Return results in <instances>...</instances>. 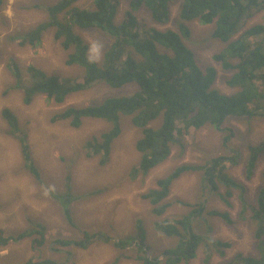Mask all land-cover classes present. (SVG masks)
<instances>
[{
  "label": "rangeland",
  "instance_id": "obj_1",
  "mask_svg": "<svg viewBox=\"0 0 264 264\" xmlns=\"http://www.w3.org/2000/svg\"><path fill=\"white\" fill-rule=\"evenodd\" d=\"M59 1L4 0L0 11V229L12 235L30 228L31 220L47 227V242L43 249L35 248L32 239L11 243L7 247H0V264H25L30 259L37 262L52 259L57 264H141L133 247L119 249L114 246L120 240H127L136 234L139 220L146 227L147 244L153 247L149 256L160 255L175 245L177 239L166 237L154 229L153 224L161 218L152 211L150 201L144 199L143 194L156 188L159 179L168 176L181 165L204 166L212 158L235 157L237 163L233 165L227 161L226 170L246 186L248 200L255 202L264 185V152L254 177L249 181L246 177V164L250 147L264 143V116L252 120L230 116L219 129L212 125L200 129L182 128V134H178L173 146L172 156L143 175L134 171L141 158L136 144L143 134L141 129L133 125L131 117H122V133L114 142L111 157L106 164H102L101 156L88 155L86 143L109 130L110 124L104 120L86 118L80 127H75L69 119H63V112L69 107L82 108L100 104L111 96L131 95L137 91L136 85L115 90L102 83L94 84L71 94L63 104H57L46 95L36 96L31 104L24 102V91L16 87V78L10 69L12 59L25 73L26 81H29L26 70L30 66L73 82L82 79L83 69L66 64L69 51L55 39L53 31L48 32L36 46L22 44L23 38H18L21 30L46 21L48 15L45 10ZM182 1L177 0L172 4L171 22L167 25L155 23L145 9L138 16L148 28L178 31ZM94 2L80 0L75 5L92 10ZM129 3L130 0H120L118 21L123 19ZM256 25H264V11H254L237 36L240 37ZM189 26L192 40L186 41L187 46L194 49L203 65H212L220 73L216 82L220 92H233L226 84L232 75L225 73L222 65L214 60V56L224 46L213 37L214 26L203 25L199 21H193ZM76 33L90 47L93 43L98 45L100 54L96 61L100 63L113 40L99 29L76 28ZM261 90L264 92V85ZM5 109H10L17 116L22 131L27 133V142L40 178H35L25 167L21 142L10 132L3 115ZM57 116L59 119H56ZM152 125L157 127L159 123ZM229 128L235 133L229 142L230 148H225L224 139ZM209 167L190 170L173 183L166 200L170 207L165 217L178 219L205 202L206 213L194 219V229L204 235L211 226V235L231 243V247L226 250L224 257L214 254L209 262L206 261L205 247H201L194 260L182 264H227L237 254L260 256L255 225L250 220L251 213L240 216L242 206L238 192L230 200L233 207L228 208L221 197L226 187L222 185L214 192L207 180L206 170ZM67 184L72 185L75 195L70 207L71 220L65 214L64 203L54 195L64 196ZM210 210L230 212L235 225L230 226L222 218L208 215ZM203 217H206L205 223L201 220ZM83 231L96 235L86 248L80 245L65 247L55 243L60 239L79 242L84 239Z\"/></svg>",
  "mask_w": 264,
  "mask_h": 264
},
{
  "label": "trees",
  "instance_id": "obj_2",
  "mask_svg": "<svg viewBox=\"0 0 264 264\" xmlns=\"http://www.w3.org/2000/svg\"><path fill=\"white\" fill-rule=\"evenodd\" d=\"M79 1L60 0L48 6L45 10L48 15L46 21L21 30L18 38H23L22 44L36 46L48 32L53 31L55 39L69 51L66 64L83 69L80 82L50 75L35 66L27 68L29 81H26L25 73L23 74L15 59H12L10 69L16 78V87L24 91L26 104H31L38 95H46L57 104H63L71 94L98 83L115 90L130 85L137 86V91L131 95L111 96L100 104L82 108L69 107L63 112V119H69L75 127H80L86 118L104 120L110 124L109 130L86 143L89 156H101L102 164H106L111 157L114 142L122 133V117H131L133 125L141 129L143 134L136 144L141 158L134 171L147 175L172 156L173 146L178 134H182V128L200 129L212 125L219 129L230 116L248 117L251 120L264 116V92L261 90L264 85V25L253 26L240 37L237 36L254 15V11H264V0H183L177 22L178 31L148 28L138 16L145 9L155 23L167 25L171 22L172 4L177 0H130L129 9L120 21V0H95L92 10L77 7L75 4ZM3 3L4 0H0V11ZM193 21L214 26L213 37L224 44L223 50L214 56V60L222 65L225 73L232 75L226 80V84L233 92H220L216 87L220 73L212 65H203L194 49L187 46L186 41L192 40L189 23ZM76 28L99 29L113 40L100 63L89 62L87 57L90 45L76 33ZM3 115L10 132L21 142L25 167L35 178H40L27 142V133L22 131L17 116L10 109H5ZM156 122L159 125L153 127L152 124ZM226 131L228 135L224 139L225 148L230 146L229 142L235 133L231 128ZM263 152V142L250 147L246 164L247 181L254 177ZM227 161L234 165L238 160L235 157H218L212 158L204 166L181 165L168 176L159 179L156 188L143 194V198L150 201L152 211L161 218L153 224L154 229L166 237L176 238L175 245L156 257H150L153 247L147 244V230L139 220L136 234L127 240H120L114 246L119 249L133 247L141 264L189 263L197 257L201 247L206 249L207 262L214 254L224 257L231 243L215 239L211 235V226L204 235L193 227L194 219L206 213L205 202L198 209L178 219L165 217L170 207L166 200L173 183L190 170H203L205 166H210L206 170L207 180L214 192L219 184L226 187V192L221 197L228 208L233 207L230 200L235 192L239 193L242 206L240 216L251 213L250 220L255 225V236L259 241V251L262 252L258 257L237 255L227 264H264V185L255 202L249 201L246 186L227 172ZM54 195L64 203L65 214L71 220L70 207L75 198L72 185L67 184L64 196ZM1 207L0 203V209ZM208 215L218 216L230 226L235 225L228 211L210 210ZM205 219L203 217L201 220L205 223ZM30 226L12 235L0 229V247L32 239L35 248L43 249L47 242V227L32 220ZM83 234L84 239L79 242L60 239L55 243L65 247L80 245L86 248L96 235L87 231H83ZM25 264L57 262L52 259L38 262L30 259Z\"/></svg>",
  "mask_w": 264,
  "mask_h": 264
},
{
  "label": "clouds",
  "instance_id": "obj_3",
  "mask_svg": "<svg viewBox=\"0 0 264 264\" xmlns=\"http://www.w3.org/2000/svg\"><path fill=\"white\" fill-rule=\"evenodd\" d=\"M99 54H100V50H99L98 45H96L95 43H93L91 45L90 49H89V53H88V57H87L88 60H89V62L96 61L99 58ZM224 124H225V122H224ZM215 184H216V182H215ZM218 186L220 187V186H222V184H219Z\"/></svg>",
  "mask_w": 264,
  "mask_h": 264
},
{
  "label": "bare ground",
  "instance_id": "obj_4",
  "mask_svg": "<svg viewBox=\"0 0 264 264\" xmlns=\"http://www.w3.org/2000/svg\"><path fill=\"white\" fill-rule=\"evenodd\" d=\"M232 223H233V222H232ZM257 233H258V232H257ZM260 237H261V236H260ZM259 246H260V245H259ZM261 253H262V252H261ZM261 253H260V254H261ZM237 255H238V254H237ZM244 259H245V258H244Z\"/></svg>",
  "mask_w": 264,
  "mask_h": 264
}]
</instances>
